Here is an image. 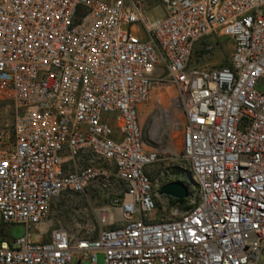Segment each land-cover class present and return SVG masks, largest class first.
Listing matches in <instances>:
<instances>
[{
  "label": "built area",
  "instance_id": "obj_1",
  "mask_svg": "<svg viewBox=\"0 0 264 264\" xmlns=\"http://www.w3.org/2000/svg\"><path fill=\"white\" fill-rule=\"evenodd\" d=\"M161 2L153 19L140 0H0V101L17 112L0 221L27 229L0 230V264H264V0ZM217 37L232 44L219 67ZM162 84L196 183L169 216L161 188L185 176L152 175L139 115ZM59 197L107 205L70 227L51 219Z\"/></svg>",
  "mask_w": 264,
  "mask_h": 264
},
{
  "label": "rangeland",
  "instance_id": "obj_2",
  "mask_svg": "<svg viewBox=\"0 0 264 264\" xmlns=\"http://www.w3.org/2000/svg\"><path fill=\"white\" fill-rule=\"evenodd\" d=\"M148 9L151 18L165 14V8L161 0H140ZM201 40L197 45H202ZM215 46L212 55L205 61L211 66H222L229 63V56L232 50L231 40L225 37L214 38ZM197 54H195L196 56ZM194 56V57H195ZM16 108L11 100L0 101V152L8 150L13 144V122L16 116ZM140 120L146 135L149 137L152 131H157V142L160 161L151 168L154 177L164 173L166 177L180 173L187 176L191 173L187 160L183 157V125L185 122L182 107L177 99V91L170 84L156 86L149 100L140 106ZM107 205L106 201H93L91 206L84 202H76L74 198L59 197L55 199L52 206L51 219L54 223H62L73 227L74 224L85 217L95 220L94 208ZM87 207L83 213L81 210ZM159 213L162 216H169L176 212V204L172 200L160 202ZM180 209H182L180 207ZM87 214V215H85ZM0 230L5 238L11 242L24 236L27 229L22 224H3L0 221ZM104 262V254L98 253V264ZM75 264H91V261H76Z\"/></svg>",
  "mask_w": 264,
  "mask_h": 264
},
{
  "label": "water",
  "instance_id": "obj_3",
  "mask_svg": "<svg viewBox=\"0 0 264 264\" xmlns=\"http://www.w3.org/2000/svg\"><path fill=\"white\" fill-rule=\"evenodd\" d=\"M190 184H196L191 173L184 179L173 180L164 184L161 188L164 194L176 199H186L190 196Z\"/></svg>",
  "mask_w": 264,
  "mask_h": 264
},
{
  "label": "trees",
  "instance_id": "obj_4",
  "mask_svg": "<svg viewBox=\"0 0 264 264\" xmlns=\"http://www.w3.org/2000/svg\"><path fill=\"white\" fill-rule=\"evenodd\" d=\"M181 202L182 204H184L187 200H185V199H178V200H173L172 199V202Z\"/></svg>",
  "mask_w": 264,
  "mask_h": 264
},
{
  "label": "bare ground",
  "instance_id": "obj_5",
  "mask_svg": "<svg viewBox=\"0 0 264 264\" xmlns=\"http://www.w3.org/2000/svg\"><path fill=\"white\" fill-rule=\"evenodd\" d=\"M156 133H157V131H155V133H154V134L156 135ZM154 134H153V136H154Z\"/></svg>",
  "mask_w": 264,
  "mask_h": 264
}]
</instances>
